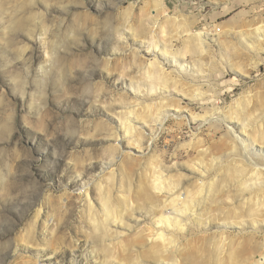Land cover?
Instances as JSON below:
<instances>
[{"label": "clouds", "instance_id": "9594fccd", "mask_svg": "<svg viewBox=\"0 0 264 264\" xmlns=\"http://www.w3.org/2000/svg\"><path fill=\"white\" fill-rule=\"evenodd\" d=\"M0 264H264V0H0Z\"/></svg>", "mask_w": 264, "mask_h": 264}, {"label": "rangeland", "instance_id": "374dc122", "mask_svg": "<svg viewBox=\"0 0 264 264\" xmlns=\"http://www.w3.org/2000/svg\"><path fill=\"white\" fill-rule=\"evenodd\" d=\"M159 180V181H157ZM162 185H163V180L162 177L160 176H156L153 178V186L157 189H162Z\"/></svg>", "mask_w": 264, "mask_h": 264}, {"label": "bare ground", "instance_id": "6f19581e", "mask_svg": "<svg viewBox=\"0 0 264 264\" xmlns=\"http://www.w3.org/2000/svg\"><path fill=\"white\" fill-rule=\"evenodd\" d=\"M157 181H159V180H157Z\"/></svg>", "mask_w": 264, "mask_h": 264}]
</instances>
